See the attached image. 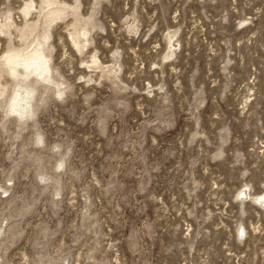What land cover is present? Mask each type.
Returning a JSON list of instances; mask_svg holds the SVG:
<instances>
[{
  "label": "rangeland",
  "instance_id": "1",
  "mask_svg": "<svg viewBox=\"0 0 264 264\" xmlns=\"http://www.w3.org/2000/svg\"><path fill=\"white\" fill-rule=\"evenodd\" d=\"M0 264H264V0H0Z\"/></svg>",
  "mask_w": 264,
  "mask_h": 264
},
{
  "label": "bare ground",
  "instance_id": "2",
  "mask_svg": "<svg viewBox=\"0 0 264 264\" xmlns=\"http://www.w3.org/2000/svg\"><path fill=\"white\" fill-rule=\"evenodd\" d=\"M40 71L42 70L41 67H39ZM16 99V98H15ZM17 100V99H16ZM20 100V99H19ZM16 105V104H15ZM18 105V104H17Z\"/></svg>",
  "mask_w": 264,
  "mask_h": 264
}]
</instances>
